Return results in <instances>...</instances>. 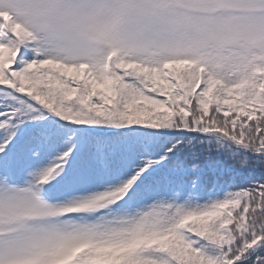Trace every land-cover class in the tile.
Masks as SVG:
<instances>
[{
	"label": "trees",
	"instance_id": "trees-1",
	"mask_svg": "<svg viewBox=\"0 0 264 264\" xmlns=\"http://www.w3.org/2000/svg\"><path fill=\"white\" fill-rule=\"evenodd\" d=\"M227 1L235 7L207 17L227 31L214 30L216 41L249 53H205L165 72L160 61L174 56V32L151 29L136 41L128 28L108 73L99 50L95 61L78 60L80 73L69 59L80 57L54 54L43 38L33 44L15 27L19 18H9L21 46L9 62L0 55V96H13L1 101L0 141L11 140L15 182L29 186L75 141L50 183L55 204L87 201L137 170L126 199L81 214L77 223L93 239L79 264H264V0ZM238 152L259 173L235 177Z\"/></svg>",
	"mask_w": 264,
	"mask_h": 264
},
{
	"label": "rangeland",
	"instance_id": "rangeland-1",
	"mask_svg": "<svg viewBox=\"0 0 264 264\" xmlns=\"http://www.w3.org/2000/svg\"><path fill=\"white\" fill-rule=\"evenodd\" d=\"M12 3L15 4L13 6L15 10L12 13L16 14L15 18H19L18 25L15 27H23L31 37L33 44L43 38L46 42L45 45L54 51V54L80 57L76 59L68 57L75 61L81 59L89 62L95 61V55L91 52L98 50H102L103 53L109 51L114 57L117 54L116 48H118L120 54L121 49L125 48L126 36L124 33L128 28L131 31L129 37L136 41H141L143 38L141 33L151 29L164 30L170 36L171 32H175L178 37L174 46L177 53L173 51L170 57L174 55L172 58H178V61L182 60L183 62L187 58L190 61L195 57L200 58L205 53L208 56L219 57L215 54L224 52L234 57L250 51L246 47L243 51L233 52L216 41L214 30H218L220 36H226L227 31L224 26L219 25V22L211 21L207 17L208 14H219L225 9H233L235 6L227 0H12L10 4ZM145 12L154 14V16L147 18ZM0 20L4 23V13L1 10ZM211 30L213 31L211 32ZM6 33L7 41L2 50L6 58L5 62L20 47L15 43L16 36L12 37L14 44L8 42L10 33L8 31ZM209 33L213 35L208 37ZM208 40H213V42L210 43ZM36 45L35 49L38 50L40 44ZM48 49L47 51H49ZM113 51H116V54ZM132 51L141 60L145 57L138 50H131L129 56ZM137 56L131 57L137 59ZM153 64L154 59L152 60ZM5 97L1 96L0 105ZM3 125L1 124V126ZM43 135L44 133L42 138ZM9 146L11 147V141L5 143L0 151ZM78 146L79 141L73 142L70 146L74 148L72 152L76 151ZM9 151H12V148L1 152L3 158L7 157ZM238 153H235L234 156L241 162L235 177L244 180L245 175L259 173L256 164L245 162L248 157L243 153ZM70 154L68 152L67 157L64 154L53 161L55 169L58 167L56 172L51 168L40 169L37 170L34 178L43 179L45 177L47 182H51L56 173H61ZM3 163L10 162L1 159L0 164ZM149 169L147 166L141 170L146 172ZM116 195V191H108L99 194L92 201L85 202L84 205H89V209L102 208L106 204H103V201L107 197L110 198L108 200H111ZM4 199L8 201L3 205L2 200ZM0 203L1 207H4L0 215V228L14 230L13 228L19 226L20 229V233L17 235H8L0 240V264H76L75 260H70L75 256L72 252L79 249L78 244L75 243L92 242V229L77 227L75 230H70L71 223L69 219L64 218L40 219L47 213H52L54 217L57 215L54 208L52 210L44 202L37 200L30 188L0 187ZM16 218L21 219L14 221ZM25 218H29L25 225L31 223L22 230L20 227ZM3 219L13 220L10 223H5ZM242 222H246L244 217L242 221H239L240 224ZM254 248L253 244L247 245V249Z\"/></svg>",
	"mask_w": 264,
	"mask_h": 264
}]
</instances>
